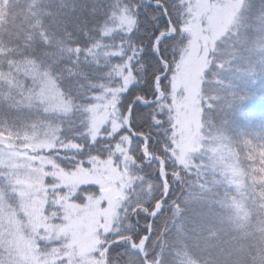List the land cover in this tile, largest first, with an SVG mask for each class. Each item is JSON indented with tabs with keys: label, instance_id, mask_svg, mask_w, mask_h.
Wrapping results in <instances>:
<instances>
[{
	"label": "snow or ice",
	"instance_id": "1",
	"mask_svg": "<svg viewBox=\"0 0 264 264\" xmlns=\"http://www.w3.org/2000/svg\"><path fill=\"white\" fill-rule=\"evenodd\" d=\"M71 7L76 10L75 4ZM217 7L226 12L224 25L214 28L210 18L209 28L202 27L203 11ZM109 15L116 21L112 63L95 65L107 69V86L95 88L89 81L87 89L74 92L78 74L69 67L68 87L50 103L47 80L33 76L34 86L25 89L11 65L7 71L0 69V83L23 97L19 102L6 97L18 106L26 102L46 113L64 108L75 114L79 128L71 130L87 144L71 141L72 148L83 153L86 146L101 147L97 157L123 169L121 198L110 215L90 219L92 202L106 203L102 186L89 182L70 193L72 186L46 167L39 218L26 212L27 223L19 222L13 211L7 227L0 220V264H184L187 239L197 229L206 230L204 213L216 203L211 199L214 188L223 184L240 192L242 186L246 189L244 181H250L259 198L257 207L264 210V123L252 126L255 117L240 110L243 97L237 95L253 81L264 82V0H229L219 6L208 0H125ZM79 52L78 46L72 63L79 61ZM193 54L200 63L195 87L189 89L182 73ZM189 103L199 116L198 139L190 151L177 131L180 112ZM237 120L242 129L235 127ZM206 138L215 148L204 143ZM63 147L67 150L68 145ZM241 147L251 162L246 166L240 162ZM221 149L234 163L224 180L214 169L210 179L208 153ZM10 160L0 159V168L13 167ZM91 160L89 151V165ZM48 163L57 167L54 161ZM64 171L71 175L76 166ZM85 187L97 194L80 196ZM66 203L76 209L66 208ZM256 233V244L244 252L243 264H264V224Z\"/></svg>",
	"mask_w": 264,
	"mask_h": 264
},
{
	"label": "rangeland",
	"instance_id": "2",
	"mask_svg": "<svg viewBox=\"0 0 264 264\" xmlns=\"http://www.w3.org/2000/svg\"><path fill=\"white\" fill-rule=\"evenodd\" d=\"M194 3H204V0H194ZM208 3L215 5H222L229 3V0H208ZM118 6V5H117ZM212 20V27L220 28L224 25L226 20V12L220 8L207 9L203 11L201 17V26L209 28V19ZM116 21L110 18L108 27L104 28L101 32L103 38H108L111 43L99 44L95 43L91 48L85 49L96 64H106L109 62V57L112 54L113 37L115 34ZM111 29V31H110ZM107 33V34H106ZM210 34V33H209ZM202 43V42H201ZM114 44V43H113ZM68 53L75 55V51L68 48ZM50 55V54H49ZM43 54L42 58L35 56L36 61L29 63L30 72H20L16 74L18 81L23 88L33 87V79L35 76L38 80H47L45 94L50 103H54L59 92L62 89L57 81V76L51 74V70L48 65H43L45 61ZM51 57V55H50ZM50 59V58H49ZM48 59V61H49ZM97 61V62H96ZM83 59L81 58V61ZM199 57L195 54L185 62V66L182 73L183 83L189 88L194 89L196 76L199 68ZM42 67H48L44 69ZM92 73L84 81L85 85L89 84V81L94 82V78L98 79L103 76L99 72V68L92 67ZM104 82H98L93 85L95 88H99L100 84ZM108 83V82H107ZM107 83H104L107 86ZM73 88L74 92H82L85 89ZM30 117H28V124L26 120H21V127L7 126V121L0 125V132H6L8 134L0 136V159H4L11 156L10 164H14L13 167L0 168V172L9 174L7 176L0 175V220H3L7 227V221L9 215L14 211L15 220L19 222L27 223V212L33 219H38L41 209L44 204V188L43 182L45 178V168L50 169L54 176H60L62 180L70 184V193L75 190L76 186L84 184L88 185L89 182L99 183L102 188L100 195L106 200V203L101 206L93 201V212L90 214L92 217L98 218L99 216L110 215L113 209V205L116 204L118 199L121 198L123 189L120 187L122 182H126V176L122 168L112 167L107 160L99 159L97 153H102L101 147L89 149L87 146L83 153H79L72 148L71 141H76L77 144H87L83 139H77L73 127L79 128V119L72 112L64 108H53L49 112H44L40 107H29ZM85 115H88L85 113ZM17 118L15 112H11L10 120ZM198 121L199 116L195 111L191 103L185 105L184 110L180 112L179 127L177 131L181 133L180 141L185 150H192L194 148V142L198 139ZM75 122V123H73ZM34 125V126H33ZM99 126V122H97ZM17 136L19 138H17ZM204 143L210 148H215L213 141L205 139ZM67 144V150L63 145ZM48 149H52L49 151ZM89 151H91L92 160L89 165ZM67 157V159H65ZM227 157V163L224 160ZM234 157H228L227 153L221 150H214L208 153L206 162L209 164L210 179L211 170L214 169L219 173L218 179L224 180L227 174L231 171L232 164L234 163ZM54 161L57 165L56 168L48 163ZM79 161H83L84 166H79ZM73 165L76 166V171L71 172L68 175L64 170L70 169ZM49 184L54 183L53 180H48ZM245 184V181H244ZM218 187L223 188L224 193L227 194L228 201H231V227L239 232L244 230L249 222V214L247 211L248 205H246V195L241 194L245 192V188L242 186L241 191L237 192L235 188H225V185ZM216 187V188H218ZM214 188L213 191L216 189ZM87 193L90 197L97 194L93 188L85 187L80 192V196ZM66 208L75 210L76 205L65 204ZM264 217V213L262 214ZM259 225L264 224V218L257 222ZM256 232V229H254ZM27 229H25V233ZM84 243V241H81ZM55 246V245H53ZM186 254V253H185ZM183 254V256H185ZM221 257V256H217ZM226 257L224 256V259ZM186 264H199L196 260L188 258L185 259ZM240 264V263H236ZM243 264V263H242Z\"/></svg>",
	"mask_w": 264,
	"mask_h": 264
},
{
	"label": "trees",
	"instance_id": "3",
	"mask_svg": "<svg viewBox=\"0 0 264 264\" xmlns=\"http://www.w3.org/2000/svg\"><path fill=\"white\" fill-rule=\"evenodd\" d=\"M124 2L125 0H118V3L117 0H0V69L7 71L11 65L15 76L19 72L29 73V63L37 59L34 57L37 56L39 59L46 54L44 57L46 62L43 65H48L51 74L57 76L62 89L68 87L66 81L69 78L67 71L69 67L73 73L78 74L73 78L72 87L80 90L87 88L83 72L88 71L90 75L92 67L97 64L88 57L90 56L88 53L85 55V52L83 54L82 52L95 43H111L108 38H103L101 32L108 27L111 18L109 13L113 7ZM73 4L76 5L75 11H72ZM78 46L79 61L72 63L78 55ZM68 48L75 51L76 57L66 51ZM81 58L83 62H80ZM111 63L112 61H109L106 64L110 66ZM99 72L103 76L94 78L96 81L94 84L107 83L105 78L107 69L101 67ZM238 83L242 84L239 80ZM237 95L243 97L240 101V110L251 112L255 117L252 126L264 123V82L253 81ZM8 96H14L18 102L23 100V97L16 94L15 89H10L7 83H0V125L7 121V126L11 128L21 127L22 119L28 124L30 109L27 103L18 106L6 98ZM11 112L16 113V119H9ZM235 127L243 128L238 120ZM244 152L245 149L241 147L240 162L246 166L251 162L245 159ZM245 185V200L249 214L247 227L239 232L231 227L233 221L231 201H228L223 188H216L215 196L211 198L216 203H212L204 213L206 230L201 232L197 229V233L187 239L186 248L182 252L184 264L186 256L199 264L243 263L244 252L249 246L256 244L258 233L254 229L260 226L257 222L264 218L262 217L264 210L257 207L259 198L255 196L252 183L245 180Z\"/></svg>",
	"mask_w": 264,
	"mask_h": 264
}]
</instances>
